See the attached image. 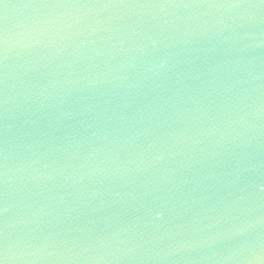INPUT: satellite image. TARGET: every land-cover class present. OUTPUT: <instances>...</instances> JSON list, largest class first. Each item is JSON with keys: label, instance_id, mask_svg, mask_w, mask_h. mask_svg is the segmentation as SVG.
<instances>
[{"label": "water", "instance_id": "95a60500", "mask_svg": "<svg viewBox=\"0 0 264 264\" xmlns=\"http://www.w3.org/2000/svg\"><path fill=\"white\" fill-rule=\"evenodd\" d=\"M0 264H264V0H0Z\"/></svg>", "mask_w": 264, "mask_h": 264}]
</instances>
